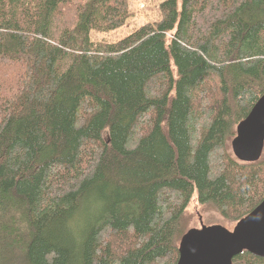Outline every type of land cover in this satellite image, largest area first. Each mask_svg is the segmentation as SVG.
Here are the masks:
<instances>
[{
  "label": "trees",
  "instance_id": "1",
  "mask_svg": "<svg viewBox=\"0 0 264 264\" xmlns=\"http://www.w3.org/2000/svg\"><path fill=\"white\" fill-rule=\"evenodd\" d=\"M0 0V264H177L189 203L264 198L227 147L264 94V0ZM232 264H264L242 251Z\"/></svg>",
  "mask_w": 264,
  "mask_h": 264
},
{
  "label": "water",
  "instance_id": "2",
  "mask_svg": "<svg viewBox=\"0 0 264 264\" xmlns=\"http://www.w3.org/2000/svg\"><path fill=\"white\" fill-rule=\"evenodd\" d=\"M230 147L239 161L260 159L264 151V94L236 125ZM199 223V228H190L180 237L177 264H232L242 251L264 257V198L232 230L203 225L200 217Z\"/></svg>",
  "mask_w": 264,
  "mask_h": 264
},
{
  "label": "rangeland",
  "instance_id": "3",
  "mask_svg": "<svg viewBox=\"0 0 264 264\" xmlns=\"http://www.w3.org/2000/svg\"><path fill=\"white\" fill-rule=\"evenodd\" d=\"M129 16L123 26L107 33L90 32L92 42L115 43L128 36L138 28L146 24H154L160 19L159 4L163 0H126ZM229 152L232 153L230 141L227 143ZM233 155V154H232ZM234 156V155H233ZM235 158V157H234ZM236 159V158H235ZM242 162V161H241ZM199 217L203 225H222L232 230L235 223L223 218L214 208L209 205H200L195 201L189 203L182 217L184 232L190 228H199ZM183 232V233H184ZM181 237V236H180ZM178 239V243L180 240Z\"/></svg>",
  "mask_w": 264,
  "mask_h": 264
}]
</instances>
